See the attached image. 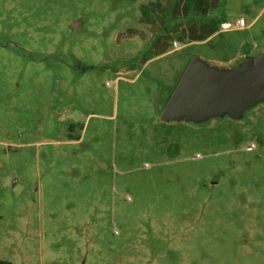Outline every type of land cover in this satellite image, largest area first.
Here are the masks:
<instances>
[{"label": "rangeland", "instance_id": "1", "mask_svg": "<svg viewBox=\"0 0 264 264\" xmlns=\"http://www.w3.org/2000/svg\"><path fill=\"white\" fill-rule=\"evenodd\" d=\"M262 29L264 0H0V260L264 264V101L161 119Z\"/></svg>", "mask_w": 264, "mask_h": 264}, {"label": "water", "instance_id": "2", "mask_svg": "<svg viewBox=\"0 0 264 264\" xmlns=\"http://www.w3.org/2000/svg\"><path fill=\"white\" fill-rule=\"evenodd\" d=\"M75 28L77 20L71 21ZM264 101V53L248 57L233 70H209L191 60L166 103L161 118L200 121L230 114L238 118Z\"/></svg>", "mask_w": 264, "mask_h": 264}, {"label": "crops", "instance_id": "3", "mask_svg": "<svg viewBox=\"0 0 264 264\" xmlns=\"http://www.w3.org/2000/svg\"><path fill=\"white\" fill-rule=\"evenodd\" d=\"M262 13L263 12H261L260 14H254L255 16H253L252 18H251V21H249V23H247L246 21H245V19L242 17V16H231L230 17V15L228 14V16H226V18L227 19H232V20H234V22H235V20H237V19H240V18H242L243 20H244V22H245V28L246 27H248V26H250L249 28L251 29L253 26H255L257 23H255L257 20L259 21H262L261 19H262ZM233 17V18H232ZM232 29H235L236 30V28L234 27V23H233V27H232ZM252 31V30H251ZM262 31H263V33H264V29H262ZM257 34H259L258 32H257ZM261 53H264V52H261Z\"/></svg>", "mask_w": 264, "mask_h": 264}, {"label": "built area", "instance_id": "4", "mask_svg": "<svg viewBox=\"0 0 264 264\" xmlns=\"http://www.w3.org/2000/svg\"><path fill=\"white\" fill-rule=\"evenodd\" d=\"M244 25H245V22H244V20H243L242 18L237 19V20H235V22H234V27H235L236 29H241V28L244 27ZM223 26H224L225 28L227 27L226 24H223Z\"/></svg>", "mask_w": 264, "mask_h": 264}, {"label": "flooded vegetation", "instance_id": "5", "mask_svg": "<svg viewBox=\"0 0 264 264\" xmlns=\"http://www.w3.org/2000/svg\"><path fill=\"white\" fill-rule=\"evenodd\" d=\"M250 57V56H249ZM248 58V57H247ZM241 64V63H240ZM240 64H238V65H236V66H234L233 67V69H235V67H237V66H239ZM233 69H231V70H233ZM182 76V75H181ZM181 78V77H180ZM173 93V92H172ZM168 102V101H167ZM226 114V113H225ZM230 115V114H229ZM231 116V115H230ZM214 117H217V116H214ZM232 117V116H231ZM209 118H211V117H209ZM232 118H235V117H232ZM162 119V118H161ZM208 119V118H207ZM207 119H204V120H207ZM235 119H237V118H235ZM163 120V119H162ZM170 120H173V119H170ZM176 120V119H175ZM178 120H185V121H187V122H201V121H203V120H200V121H195V120H187V119H185V118H181V119H178ZM164 121V120H163ZM169 121V120H168ZM165 122H167V121H165Z\"/></svg>", "mask_w": 264, "mask_h": 264}, {"label": "trees", "instance_id": "6", "mask_svg": "<svg viewBox=\"0 0 264 264\" xmlns=\"http://www.w3.org/2000/svg\"><path fill=\"white\" fill-rule=\"evenodd\" d=\"M0 264H12L11 262H8V261H2L0 260Z\"/></svg>", "mask_w": 264, "mask_h": 264}]
</instances>
